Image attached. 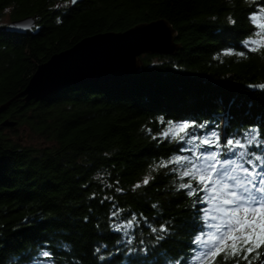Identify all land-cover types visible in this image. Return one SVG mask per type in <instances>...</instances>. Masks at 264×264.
<instances>
[{"label": "trees", "instance_id": "trees-1", "mask_svg": "<svg viewBox=\"0 0 264 264\" xmlns=\"http://www.w3.org/2000/svg\"><path fill=\"white\" fill-rule=\"evenodd\" d=\"M65 3L0 0V108L8 104L0 112V264H129L130 252L138 264H193L207 213L199 212L202 193L179 188L189 178L175 158L196 162L188 169L195 188L207 175L197 170L205 140L217 142L201 135L181 152L179 138L162 133L174 135L170 120L209 121L221 134L219 153L225 135L258 129L260 147L246 149L254 152L247 159L264 160V49L242 44L264 0H81L57 10ZM6 15L33 17L38 28L7 31ZM157 19L176 29V55H146L135 75L76 84L40 101L18 96L54 54ZM26 134L42 141L28 143ZM248 247L236 255L226 248L207 264H264V247L251 254Z\"/></svg>", "mask_w": 264, "mask_h": 264}, {"label": "snow or ice", "instance_id": "snow-or-ice-1", "mask_svg": "<svg viewBox=\"0 0 264 264\" xmlns=\"http://www.w3.org/2000/svg\"><path fill=\"white\" fill-rule=\"evenodd\" d=\"M80 3L81 0H66L63 6L57 5L56 7L57 10L61 7L71 10ZM259 15L260 13L256 12L250 14L249 20L255 31L242 40V44L252 52L264 49V20H258ZM58 22L62 23V20L58 19ZM236 23L235 19H230L231 26H235ZM27 27L29 30L38 28V26ZM254 37H260V39ZM228 51L231 52L234 49H228ZM239 55L245 56L246 53L240 51ZM261 87L264 88V85H261ZM159 120L161 124L165 123L163 116ZM209 123V121L200 122L195 119L170 120L167 122L169 126H177L174 135L169 137L167 131L162 133L163 138L175 139L178 137L181 152L192 151L187 146L193 140L199 139L201 135L214 137L217 142L215 146H212L210 141L205 140L209 147L201 151L200 159L202 163L197 170L209 175H200L195 188L191 184V179L195 177V173L188 171V169H195L196 162L191 157L177 156L175 158L176 160L183 159L185 161V164L181 167L185 169L183 175L189 178V183H181L179 188L186 189L188 196H192L196 192L202 193L197 200V203L202 205L199 208L200 214L206 215L208 212V206L211 203L208 199L210 192L212 198L216 201L215 215L210 219L203 220L200 231L201 236L206 235L209 231H215L214 241L212 243H201L197 238L193 241V244L198 245L202 259L208 257L214 259L226 248H230L233 255H236L246 245H252V247L247 248V253L251 254L254 248L264 247V160H261L259 165L254 164L252 160L247 159V156L253 155L254 152H246V149L260 147L256 143L260 132L258 129H249L241 137H237L235 134L225 135L223 137L225 150L218 153L216 149L220 147L221 134L217 131L216 125L209 127ZM235 158H240V163L232 167H224V165H232ZM220 160H222V164L217 168ZM245 162L248 167H244ZM257 167H259V171L256 170ZM235 168L242 169L239 176L234 174ZM173 171H176V169L173 168ZM144 183H148L147 179ZM193 206L195 207V205ZM117 211L111 213L113 219L117 215ZM125 224L131 226L132 221H125ZM113 228L117 232L121 231V227L115 224ZM152 231L155 232V229H152ZM157 239L161 240L163 237H157ZM43 255L48 257L50 253L46 251ZM134 255L132 252L129 253V264H138L139 257L136 256L134 259ZM101 258L103 259V257ZM244 258L247 259V256ZM194 259L195 257H193Z\"/></svg>", "mask_w": 264, "mask_h": 264}, {"label": "water", "instance_id": "water-1", "mask_svg": "<svg viewBox=\"0 0 264 264\" xmlns=\"http://www.w3.org/2000/svg\"><path fill=\"white\" fill-rule=\"evenodd\" d=\"M36 26L33 17L10 21L4 29L25 33ZM178 33L167 19L139 23L125 31L86 37L70 49L40 64L18 96L40 101L53 92L93 80L115 79L139 73L146 55L172 56L182 48ZM8 104L0 108V112ZM14 126L15 123L5 122Z\"/></svg>", "mask_w": 264, "mask_h": 264}, {"label": "rangeland", "instance_id": "rangeland-1", "mask_svg": "<svg viewBox=\"0 0 264 264\" xmlns=\"http://www.w3.org/2000/svg\"><path fill=\"white\" fill-rule=\"evenodd\" d=\"M256 13H260V15L257 17L258 20H264V8H260L259 11L256 12ZM9 22H10V19H9L8 15H6V16L2 19L1 24H3V25H7V24H9ZM254 38H255V39H260V37H254ZM151 56H152V55H151ZM21 131H22V133H24V134H25V132H26L24 129H22ZM26 135H28V134H26ZM27 141H28V143L30 142V143H33V144H37V143H40L42 140L39 139V138H34V137H31L30 135H28V136H27Z\"/></svg>", "mask_w": 264, "mask_h": 264}]
</instances>
